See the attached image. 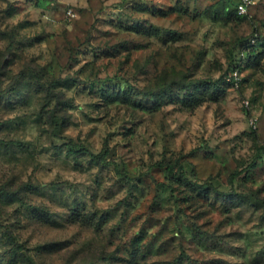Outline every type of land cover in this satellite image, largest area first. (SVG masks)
<instances>
[{
	"label": "rangeland",
	"instance_id": "1",
	"mask_svg": "<svg viewBox=\"0 0 264 264\" xmlns=\"http://www.w3.org/2000/svg\"><path fill=\"white\" fill-rule=\"evenodd\" d=\"M237 1L0 0V264H264V0Z\"/></svg>",
	"mask_w": 264,
	"mask_h": 264
},
{
	"label": "trees",
	"instance_id": "2",
	"mask_svg": "<svg viewBox=\"0 0 264 264\" xmlns=\"http://www.w3.org/2000/svg\"><path fill=\"white\" fill-rule=\"evenodd\" d=\"M70 152H73V153H75V152H79V151H83V150H87V147H85L84 145H81L80 146V148L78 147V145H76L73 141L72 142H70ZM95 156H97V157H99L103 162H110V161H108L107 159H106V156H105V154H102V153H93ZM163 165H166V164H164V163H162ZM167 166V168L170 170V172L174 175V176H178V175H180V174H185L184 173V168H183V166H181L180 167V169L177 171L176 169H175V166L174 165H171V164H167L166 165ZM240 174H242V171H235V172H233L232 174H231V176H230V180L232 181V182H234L235 181V179L240 175ZM210 184V182L208 181V182H205L204 183V186H208Z\"/></svg>",
	"mask_w": 264,
	"mask_h": 264
},
{
	"label": "built area",
	"instance_id": "3",
	"mask_svg": "<svg viewBox=\"0 0 264 264\" xmlns=\"http://www.w3.org/2000/svg\"><path fill=\"white\" fill-rule=\"evenodd\" d=\"M255 0H238L237 10L240 13H249L251 6L254 4Z\"/></svg>",
	"mask_w": 264,
	"mask_h": 264
}]
</instances>
